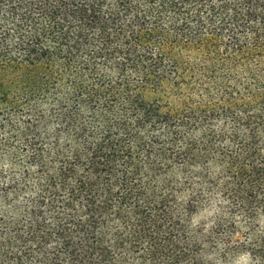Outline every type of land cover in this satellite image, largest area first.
<instances>
[{
    "label": "trees",
    "instance_id": "1",
    "mask_svg": "<svg viewBox=\"0 0 264 264\" xmlns=\"http://www.w3.org/2000/svg\"><path fill=\"white\" fill-rule=\"evenodd\" d=\"M0 264H264V0H0Z\"/></svg>",
    "mask_w": 264,
    "mask_h": 264
}]
</instances>
